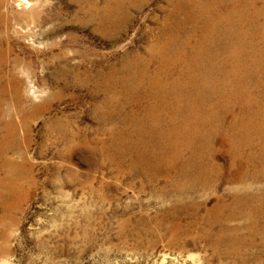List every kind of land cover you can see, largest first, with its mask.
<instances>
[{"label": "rangeland", "instance_id": "374dc122", "mask_svg": "<svg viewBox=\"0 0 264 264\" xmlns=\"http://www.w3.org/2000/svg\"><path fill=\"white\" fill-rule=\"evenodd\" d=\"M28 1L22 6L20 0H9L8 10L0 19L3 49L8 52L4 67H0V98L9 115L6 119L12 117L20 128L19 152L27 158L10 167L0 163V264H264L261 244L252 249L245 245L240 247V254L224 255L215 252L212 239L208 243L195 235L201 234L220 200L226 204L236 198L247 201L250 192L264 190V178L230 181L225 176L229 173L228 156L220 154V183L206 186L199 182L195 192L168 193L165 186L175 177L171 175L167 181L160 177L151 183L144 175L130 172L131 147L121 143V133L130 125L129 116L138 115L142 107L132 96L137 83L134 76L141 74L142 63L151 55L150 47L158 42L159 56L175 42L173 36L187 35L188 25L182 23L193 16L191 10L195 9L189 2L198 0ZM121 1L124 6H120ZM93 5L96 11L90 14ZM106 8L117 9L118 15L105 23L98 14L106 15ZM124 64L129 68L124 70ZM155 66H149L151 72ZM100 71L109 74L107 98L113 102L108 106L110 117L102 124L94 106L99 102L98 107L104 96L92 91L96 82L92 80ZM119 101L124 105L122 111L116 107ZM55 120L68 124L75 137L73 144L79 143L74 144L77 149H69L71 144L63 139L57 144L49 138L48 132L56 129ZM49 123L55 124L48 127ZM61 135L66 138L68 134ZM103 142L106 147L99 153L97 148ZM243 210L238 208L231 226L245 241L250 239L247 228L251 223L242 216ZM225 212L219 214L221 223L228 214ZM185 228L195 234L186 238L188 244L183 248L177 241ZM173 234H178L177 240ZM256 240L260 242L259 237Z\"/></svg>", "mask_w": 264, "mask_h": 264}, {"label": "bare ground", "instance_id": "6f19581e", "mask_svg": "<svg viewBox=\"0 0 264 264\" xmlns=\"http://www.w3.org/2000/svg\"><path fill=\"white\" fill-rule=\"evenodd\" d=\"M8 1L0 0V19H3L4 11L8 10ZM20 1L22 6H27L29 3L28 0ZM112 1L114 0H107L108 3ZM202 1L204 0L192 1L193 3L189 2V7H194L195 10H191L194 11L193 16H187V21H183L182 23L183 26L184 23L188 25L189 29H186L189 32L185 33L187 35L181 38L178 35H176L177 37L173 36L172 39L175 42L170 46L168 45L169 49L165 52H160L159 56L156 54V47L158 45L155 47L158 42L150 47L149 51L151 55L147 61L142 63L143 69L141 70V74L134 76L137 83L132 88H136V91L132 92V96H135L133 99L141 104V112L139 114L136 113L138 114L136 116H131L132 118L129 116L130 125L128 124L124 129V133H121L123 135L122 139H124L121 143L123 142L124 145L127 143L131 147L130 151H132V164L128 168L129 171L135 172L139 177L140 175H144L151 183L158 182L160 177L165 178L167 181V178L171 175L174 176L175 180L170 181V184L165 186V191L168 193L170 192L169 190H177L178 193L192 192L196 190V186L201 182H204L206 186L209 183L217 185L222 179L221 174L223 171L222 165L217 162L220 154L228 156L226 171L229 173L225 176L230 181H242L249 177L257 181V179L261 180L264 178V2L260 4L258 0H205L210 2L209 5L211 6L208 7V4L205 1L203 4ZM138 2L135 1V3ZM121 5H123L122 1L120 2ZM116 6L115 8H117ZM92 7V10L89 9L90 14L92 11L93 13L96 11V6L93 5ZM122 9L125 10L126 8ZM105 11L106 15L104 14L105 12L102 15L98 14V16H102L101 20L102 22L105 20V23L108 19L110 21L111 18L115 19L118 15L116 14L117 9L106 8ZM121 12L123 11L121 10ZM172 20L174 21V19ZM168 26L165 28H168ZM174 28H177V26ZM0 34V67H4L7 55L5 53L8 52L3 49L5 41L1 39V36L3 37L4 35ZM199 37H201L200 40ZM162 49L160 48V50ZM190 53H193V55H189ZM190 56L191 58L188 60ZM157 63L159 65L156 67L155 64ZM151 64L155 66L152 72L149 69ZM128 68L129 65L124 64L123 69ZM132 71L131 73H134ZM116 72L118 73V71H113V74ZM95 74H97V78L92 81L96 82H93L95 85L91 89L94 92L102 93L104 97H101L102 100H100L101 102L98 107L96 106L99 102L94 106V112L102 124V122L104 123L110 117L108 106L111 101L107 98L108 90H110L107 76L109 74L106 75L102 71ZM112 82L119 83L118 81ZM82 83L85 84V82ZM121 85H124V83ZM88 86L90 87L89 84ZM119 95H124L123 91ZM119 98L121 99V97ZM2 106H4V102L0 98V163L10 167L16 165L19 159L24 161L27 158L19 152L18 130L20 128L18 129V125L12 117L8 120L6 119L9 115ZM116 107L117 110L122 111L124 108L123 102L119 101ZM54 122L56 125H54L55 123L47 125L48 127L52 125H54L53 128L56 127V129L48 132L51 135L49 137L51 140L53 139L57 144L64 140L67 142V145L71 144L69 149L73 146L76 147L74 144L79 145L78 142L73 144L72 140L75 137L73 133L69 132L71 129L67 122V125L64 124V121L60 120H55ZM63 132H67L66 138L62 137L61 134ZM76 133L78 132L76 131ZM28 136L29 134H26V138ZM80 143L82 142L80 141ZM85 144L89 146V143L86 142ZM105 147L103 142L97 148L100 150L98 152L104 151ZM134 151L136 154H134ZM250 166L252 169H249ZM124 171L126 172V170ZM249 182L246 183L249 184ZM0 192L3 191L0 190ZM249 197L244 202L242 199L236 198L230 204H226L227 201L224 203L223 200H220L216 207H214V210H212L210 218L205 222V228L201 230V234H195L191 228H185L186 231L184 233V230L182 231L183 235H180L177 243L180 242L179 244L185 248L188 244L185 240L194 236L191 234H195L198 236L196 238L201 239V241L209 243L212 239V247L215 252L224 255L238 254L240 247H244L245 245L250 249L255 248L259 244L264 246V190L252 191ZM238 208L244 209V215L242 216L245 219L247 218L246 222L248 220L251 223L249 224L250 227L247 228L250 231L249 240L246 239L244 241L237 234L235 228L231 226L232 221L237 217ZM225 211L228 214L224 217V222L221 223L219 214L222 216L226 213ZM200 217H202V214ZM173 219L175 220V216ZM217 222L220 223L218 224ZM244 226L246 225L244 224ZM216 227L219 230L214 232ZM242 231L240 232L242 233ZM176 236L174 235L173 238L177 240ZM258 237L260 238L259 243L256 240ZM196 242L194 240L193 244ZM223 245H225V249Z\"/></svg>", "mask_w": 264, "mask_h": 264}]
</instances>
